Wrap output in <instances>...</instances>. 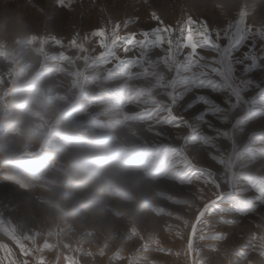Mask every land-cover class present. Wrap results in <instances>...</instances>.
<instances>
[{
	"label": "rangeland",
	"instance_id": "obj_1",
	"mask_svg": "<svg viewBox=\"0 0 264 264\" xmlns=\"http://www.w3.org/2000/svg\"><path fill=\"white\" fill-rule=\"evenodd\" d=\"M206 2L0 0V15L15 10L35 22V60L77 119L103 132L138 126L133 140L144 167L134 202L113 203L106 221L69 237L44 221L40 193L0 161L6 264H264V0H241L239 13L197 14L194 6ZM189 19L193 31L203 29L195 51L154 39L127 53L119 43L111 53L102 47L161 25L175 40ZM16 69L15 56L0 48L5 109ZM213 200L211 214L197 221Z\"/></svg>",
	"mask_w": 264,
	"mask_h": 264
},
{
	"label": "clouds",
	"instance_id": "obj_2",
	"mask_svg": "<svg viewBox=\"0 0 264 264\" xmlns=\"http://www.w3.org/2000/svg\"><path fill=\"white\" fill-rule=\"evenodd\" d=\"M243 7L241 0H208L194 11L239 13ZM37 31L18 11L0 15V48L17 60L11 107L0 105V161L8 162L19 184L40 193L44 221L71 237L106 221L113 203L139 197L144 167L133 140L138 126L122 122L103 132L77 119L42 76L30 47ZM44 160L50 171H40Z\"/></svg>",
	"mask_w": 264,
	"mask_h": 264
},
{
	"label": "snow or ice",
	"instance_id": "obj_3",
	"mask_svg": "<svg viewBox=\"0 0 264 264\" xmlns=\"http://www.w3.org/2000/svg\"><path fill=\"white\" fill-rule=\"evenodd\" d=\"M153 19H157L155 14H153ZM187 25L188 27L186 28H183V27L180 28L178 38H176L175 40H173V35H175L173 30L161 25L160 28L152 30L151 36H149V34L146 33L145 31H141L140 33H138V35L142 37L140 39H136L137 34L133 33V34H129L124 37H116V39L112 41L111 46L102 45V47H108L109 53H111L112 47H115L119 43V44H123L124 46L123 50L125 53H127L129 49L134 48L137 45L139 46V48H143L148 43L149 39H154L155 44L163 46L166 49H171L175 47L177 50H180L181 48H186V49L195 51L196 41L203 34V29H196L195 31H193L192 29L195 28V25L190 19L187 21ZM93 35L101 36L103 35V33L100 31H97V32H94ZM52 43L57 46H61L60 42L55 39H53ZM74 43L75 41H73V44ZM61 58L63 59V54H61ZM112 59H115V62L119 61V58L115 56H112ZM109 61H111V59ZM132 101H133V98H132ZM149 114L155 115L153 113H149ZM157 119H160V118L157 117ZM214 203L215 201L213 200L211 201L210 204L205 205L204 209L197 216V221H200L205 215V213H208L209 215L211 214V209ZM193 229L195 230V225H193ZM12 239H13V242L17 245V247L20 248V251L22 254H26V255L29 254L28 250L23 247L19 239H17L15 236H13ZM29 239L30 237L27 235L23 237V240L25 241ZM189 248H191V236L189 237ZM0 249H2L4 253L3 257H0V264H6L5 258L11 254V249H7L5 245H2V244H0ZM7 264H14V261H8ZM24 264H27V261H25ZM37 264H43V261L42 260L38 261Z\"/></svg>",
	"mask_w": 264,
	"mask_h": 264
}]
</instances>
